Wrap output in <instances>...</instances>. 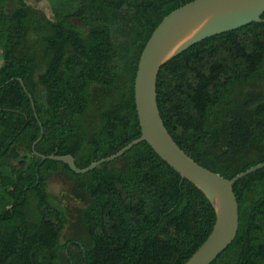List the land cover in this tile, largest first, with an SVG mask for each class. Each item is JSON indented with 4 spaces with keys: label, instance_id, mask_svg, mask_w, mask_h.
<instances>
[{
    "label": "trees",
    "instance_id": "16d2710c",
    "mask_svg": "<svg viewBox=\"0 0 264 264\" xmlns=\"http://www.w3.org/2000/svg\"><path fill=\"white\" fill-rule=\"evenodd\" d=\"M192 1L52 0L47 16L0 0V264H184L205 241L212 206L146 143L85 174L31 149L39 122L35 151L79 169L137 139L140 54ZM156 87L165 128L197 164L231 179L264 161V22L193 45ZM52 177L79 206L57 202ZM233 190L238 231L211 264H264V168Z\"/></svg>",
    "mask_w": 264,
    "mask_h": 264
},
{
    "label": "water",
    "instance_id": "95a60500",
    "mask_svg": "<svg viewBox=\"0 0 264 264\" xmlns=\"http://www.w3.org/2000/svg\"><path fill=\"white\" fill-rule=\"evenodd\" d=\"M264 0H194L165 16L146 42L134 80V102L140 136L115 154L79 169L72 156H44L35 151L42 139L33 143L36 157L62 162L75 174H85L121 157L139 143L151 150L183 180L193 184L208 200L215 214L214 226L202 245L184 264H211L233 242L239 227L238 203L233 187L241 178L264 168V161L225 179L197 164L172 139L162 121L157 104V77L161 67L193 45L251 23L264 22ZM26 91L21 79L18 80ZM31 99V96L29 95ZM32 108L33 101L31 99Z\"/></svg>",
    "mask_w": 264,
    "mask_h": 264
},
{
    "label": "rangeland",
    "instance_id": "374dc122",
    "mask_svg": "<svg viewBox=\"0 0 264 264\" xmlns=\"http://www.w3.org/2000/svg\"><path fill=\"white\" fill-rule=\"evenodd\" d=\"M51 1L52 0H27V4L44 11L47 14V16H51V11H50ZM4 42H5V38L0 37V66L2 65L3 62L2 48ZM48 191L56 198L57 202L63 207L72 209L75 206H79L78 203H76L70 198L69 187L61 178L52 177L48 183ZM67 234L68 231L67 229H65L63 231L62 241H64Z\"/></svg>",
    "mask_w": 264,
    "mask_h": 264
}]
</instances>
